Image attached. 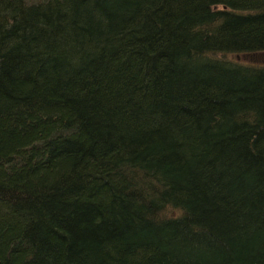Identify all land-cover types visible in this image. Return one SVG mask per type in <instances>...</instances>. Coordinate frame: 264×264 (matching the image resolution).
Wrapping results in <instances>:
<instances>
[{
	"label": "trees",
	"instance_id": "1",
	"mask_svg": "<svg viewBox=\"0 0 264 264\" xmlns=\"http://www.w3.org/2000/svg\"><path fill=\"white\" fill-rule=\"evenodd\" d=\"M0 264H264V0H0Z\"/></svg>",
	"mask_w": 264,
	"mask_h": 264
}]
</instances>
